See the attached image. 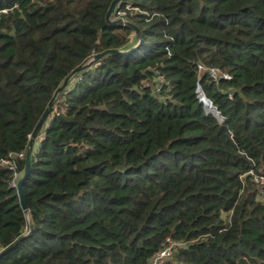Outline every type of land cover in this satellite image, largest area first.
Wrapping results in <instances>:
<instances>
[{"label":"trees","instance_id":"16d2710c","mask_svg":"<svg viewBox=\"0 0 264 264\" xmlns=\"http://www.w3.org/2000/svg\"><path fill=\"white\" fill-rule=\"evenodd\" d=\"M112 1L0 0V264H264V0Z\"/></svg>","mask_w":264,"mask_h":264},{"label":"built area","instance_id":"2783aa9c","mask_svg":"<svg viewBox=\"0 0 264 264\" xmlns=\"http://www.w3.org/2000/svg\"><path fill=\"white\" fill-rule=\"evenodd\" d=\"M2 13H7V11L6 10L0 11V14H2ZM117 15L122 16L123 13L117 12ZM115 20H119V22L121 24H126V22L123 19L115 18ZM133 40H134V34L132 33L129 36V41L132 42ZM197 69H198V75L199 76L206 73L208 79L215 84L220 83V81H225V80L230 79V76L226 72H224L218 68H206L203 65L199 64L197 66ZM162 81H163V79L161 77H159L157 80V84H158V82L162 83ZM156 88L158 90V89H160V86H158ZM196 93H197L199 100L201 101L202 97L204 95L202 94L199 86H197ZM217 120L220 121V118ZM16 157L18 159H25V153H20V154L16 155ZM14 159H15V157L10 156L8 159L2 161V164L5 166H8L9 168L12 169V168H14ZM250 175L252 177L253 183L257 186L258 202L264 206V176L263 175H255L253 172H250ZM13 177L15 179L18 178V176L15 172L13 173ZM182 245L183 244L181 242L166 239L162 245V248L151 258V260L149 261L148 264H164L165 262L171 260L172 255L175 252V250L177 248L181 247Z\"/></svg>","mask_w":264,"mask_h":264},{"label":"water","instance_id":"95a60500","mask_svg":"<svg viewBox=\"0 0 264 264\" xmlns=\"http://www.w3.org/2000/svg\"><path fill=\"white\" fill-rule=\"evenodd\" d=\"M119 0H113L106 12V15H105V20L107 23H111L110 22V15H111V12L114 8V6L117 4ZM138 46V45H137ZM135 46V47H137ZM135 47L131 48L129 51H132L135 49ZM128 51H119V50H107L103 53H100L98 55L95 56V58H100L101 56L105 55V54H124V53H127ZM81 69V67H77L75 68L71 74L69 75V77L63 82L62 86H60L58 88V90L55 92L53 98L51 99V102L48 104L47 108L45 109L43 115L41 116V118L39 119L38 123L36 124L33 132L31 133L30 137H29V142H28V146H27V149H26V154H25V169L22 173V175L20 176V178L17 180V183H16V188H17V194H18V197H19V200H20V204H21V207L23 209V211L25 212V214H28L27 213V210H26V207L24 205V201H23V197H22V193H21V183L22 181L24 180L26 174H27V171H28V167H29V164H30V158H31V155H32V149H33V146H34V143H35V139H36V136L37 134L39 133L42 125L44 124L45 120H46V117L48 115V110L50 108V106L52 105L54 99L56 98L57 94L60 92V90L62 89V87L67 83V81L74 75L76 74L79 70ZM201 102L203 103V106H204V109H205V105L206 103L209 105V108L211 109V111H206V113H210L212 114L216 119H219V113L217 112L216 108L213 107L212 103L207 99L205 98V96L202 97V100Z\"/></svg>","mask_w":264,"mask_h":264},{"label":"bare ground","instance_id":"6f19581e","mask_svg":"<svg viewBox=\"0 0 264 264\" xmlns=\"http://www.w3.org/2000/svg\"><path fill=\"white\" fill-rule=\"evenodd\" d=\"M205 110H206V111H209V110L211 111V109L209 108V105H208L207 103H206V105H205Z\"/></svg>","mask_w":264,"mask_h":264},{"label":"rangeland","instance_id":"374dc122","mask_svg":"<svg viewBox=\"0 0 264 264\" xmlns=\"http://www.w3.org/2000/svg\"><path fill=\"white\" fill-rule=\"evenodd\" d=\"M39 137H41V135H40ZM38 139H39V138H37V140L35 139V140H36V142L38 141Z\"/></svg>","mask_w":264,"mask_h":264}]
</instances>
